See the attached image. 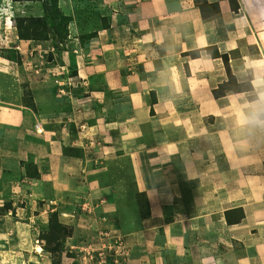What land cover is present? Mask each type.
<instances>
[{
    "label": "crops",
    "instance_id": "1",
    "mask_svg": "<svg viewBox=\"0 0 264 264\" xmlns=\"http://www.w3.org/2000/svg\"><path fill=\"white\" fill-rule=\"evenodd\" d=\"M236 1L235 12L230 0H105L106 27L80 59L91 88L73 103L75 134L49 129L68 105L49 81L33 86L37 112L0 105V186L61 194L85 160L125 162L147 204L120 215L138 229L122 226L128 264H264V131L244 120L264 24Z\"/></svg>",
    "mask_w": 264,
    "mask_h": 264
},
{
    "label": "rangeland",
    "instance_id": "2",
    "mask_svg": "<svg viewBox=\"0 0 264 264\" xmlns=\"http://www.w3.org/2000/svg\"><path fill=\"white\" fill-rule=\"evenodd\" d=\"M241 5L230 0L235 12ZM104 7L105 0H0V105L25 115L37 112L33 86L49 81L55 102L68 104L64 121H48L49 129L68 122L72 137L73 103L79 95L90 96L91 88L88 79L78 77L80 59L90 38L106 27ZM209 9L217 15L215 4ZM69 148L70 155L77 153V147ZM89 149L79 148L80 156ZM27 163V175H36ZM86 163V170L73 176L75 186L61 194L30 197L0 186V264H128L132 251L122 226L138 229L120 215H130L135 201L144 216L145 198L133 188L127 163L105 157Z\"/></svg>",
    "mask_w": 264,
    "mask_h": 264
},
{
    "label": "clouds",
    "instance_id": "3",
    "mask_svg": "<svg viewBox=\"0 0 264 264\" xmlns=\"http://www.w3.org/2000/svg\"><path fill=\"white\" fill-rule=\"evenodd\" d=\"M248 4L254 9L249 15H255L259 22L264 24V0H248ZM248 19V16L241 17ZM264 64V61L261 62ZM259 81V90L256 91L255 99L248 101L250 112L244 114L245 124L264 131V68L259 69L258 74H254L253 86L257 87L256 81Z\"/></svg>",
    "mask_w": 264,
    "mask_h": 264
},
{
    "label": "bare ground",
    "instance_id": "4",
    "mask_svg": "<svg viewBox=\"0 0 264 264\" xmlns=\"http://www.w3.org/2000/svg\"><path fill=\"white\" fill-rule=\"evenodd\" d=\"M35 250H36L37 252H40V251H41L40 246H36V247H35Z\"/></svg>",
    "mask_w": 264,
    "mask_h": 264
},
{
    "label": "built area",
    "instance_id": "5",
    "mask_svg": "<svg viewBox=\"0 0 264 264\" xmlns=\"http://www.w3.org/2000/svg\"><path fill=\"white\" fill-rule=\"evenodd\" d=\"M35 128L38 129V130H41V128H40L38 123H35Z\"/></svg>",
    "mask_w": 264,
    "mask_h": 264
}]
</instances>
